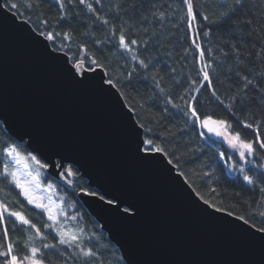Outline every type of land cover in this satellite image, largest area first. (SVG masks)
<instances>
[{
  "label": "snow or ice",
  "instance_id": "6c2138e0",
  "mask_svg": "<svg viewBox=\"0 0 264 264\" xmlns=\"http://www.w3.org/2000/svg\"><path fill=\"white\" fill-rule=\"evenodd\" d=\"M146 2L140 0L139 3L125 6L122 0H54L59 15L53 19L47 12L41 11L44 0H0V22L15 19V16L21 17L18 27L28 26L26 38L42 50L49 61L59 64L60 71L74 86L82 90L106 92L116 87L121 79L130 81L136 65L124 75L112 69L106 59L89 54L85 44H79L78 51L73 52L68 42L74 38L72 21L79 20V13L75 9L82 5L91 14L90 23L85 19V24L106 28L105 39L94 40L95 45L101 49L109 46L122 50V55L128 53L131 60L148 73L150 67L155 66L154 62L141 58L139 52L141 46L143 51H148L151 39L141 40L138 36L141 32H150V28L144 25L153 21L162 24L166 14L154 4L149 11L142 12ZM179 3L183 14L178 17L174 27L180 24L186 26L190 48L185 49V54L190 50L195 51L198 71L195 78H189L187 87L178 98L179 102H174V97L169 94L164 104L185 117V126L196 129L201 140L207 141L210 135L226 143L233 152L225 159V153L220 151L219 159L224 161L229 171L238 172L243 183L252 191L258 190L260 197L255 201V208L251 201H244L248 210L241 213L237 211V204L225 203L227 189L222 193L215 186H210V195L205 198L204 192L186 172L179 170V162L175 163L174 169L177 177L194 193V202H197L196 206L204 216L217 221L218 225L235 236L259 244L264 249V0H215L218 12L211 15L207 11H198L194 0H179ZM137 11H141L138 21L140 27L131 22V15ZM62 24L69 27L57 31ZM212 26H227L231 33V38L222 40L223 48L219 49L226 58H235L234 67L225 76V81L231 82H220L223 92L216 87L211 75L215 70L214 65L219 64L218 58L213 55L217 49L206 47L202 42L212 34ZM83 35L93 34L86 31ZM153 35L159 40L158 34ZM224 48L228 51L224 52ZM98 71L103 74L97 79ZM171 71L175 72V69ZM158 75V69L151 72L155 87L164 92L165 89L161 88L156 79ZM204 89L210 92L209 103L214 100L223 107L226 115L198 108L199 96ZM228 92L232 94L228 95ZM119 95L124 96L125 93L121 91ZM252 105L256 106V111L245 113V109ZM124 106L139 116L134 106ZM168 111L169 108L165 107L164 112ZM137 127L145 134L136 131ZM0 128L5 133L10 130L9 120L2 111ZM130 131L136 136V159L154 160L159 154L167 165H173L175 151H169L154 138L151 128H146L144 123L136 120ZM247 132L251 133V138H247ZM13 137L15 142H10L12 137L0 139V264H57V260L62 261V264H111V261L106 262L104 259V254L110 249L107 244L101 243L103 236L77 222L78 213L68 216L65 198L59 196L54 183L42 184V178L50 170L52 176L75 189L77 180H83L87 175V172L82 174L79 170L82 167L80 161L46 141L36 140L30 132H24L18 137L13 134ZM25 137L28 139L25 140ZM29 148L31 151L26 150ZM233 156L238 157V160L233 159ZM168 171H173V168ZM212 175L209 171L203 172L204 177ZM90 188L91 185L81 186L79 193L95 198L101 207H107L122 219L133 220L140 214L138 204L123 191L110 190L101 184H97L95 190ZM234 195L239 196L240 193ZM33 212L35 216L31 215ZM44 217L46 221L39 224L34 222ZM44 230H51L55 234L52 240ZM16 232L24 234L22 245L20 238L15 236ZM21 246L22 252L19 250ZM117 251L120 249L112 250L115 264H132L123 252L116 256Z\"/></svg>",
  "mask_w": 264,
  "mask_h": 264
},
{
  "label": "water",
  "instance_id": "95a60500",
  "mask_svg": "<svg viewBox=\"0 0 264 264\" xmlns=\"http://www.w3.org/2000/svg\"><path fill=\"white\" fill-rule=\"evenodd\" d=\"M20 24L19 16L0 22V111L9 120L8 133L18 137L30 132L67 152L80 161L81 173L87 172L90 189L101 184L138 204L140 214L124 220L78 192L132 264H264L259 244L235 236L200 212L174 164L167 165L159 154L154 160L136 159V136L130 129L137 119L117 87L106 92L77 88L59 64L26 38L28 26ZM102 74L98 71L97 79ZM136 131L144 135L138 127Z\"/></svg>",
  "mask_w": 264,
  "mask_h": 264
},
{
  "label": "trees",
  "instance_id": "16d2710c",
  "mask_svg": "<svg viewBox=\"0 0 264 264\" xmlns=\"http://www.w3.org/2000/svg\"><path fill=\"white\" fill-rule=\"evenodd\" d=\"M127 5L139 3L140 0H122ZM198 11H207L210 15L214 12H218L215 7V0H194ZM255 2V0H250ZM156 5L160 11L165 12V18L162 24H158L153 21L149 25L150 32L147 34L140 33L138 38L144 40L146 38L151 39V43L148 45V51H143V47L140 48V57L152 60L154 67H150L148 73L139 68L136 61L131 60L128 53L121 54L122 50L104 46L102 49L100 46L95 45L94 40L105 39L106 28L102 25H91L85 24L84 20L87 19L90 23L91 14L86 12V9L82 5L75 9V12L79 13V20L74 19L71 24V28L74 30L73 41L68 42L71 44L73 52L78 51L79 44L87 45L88 53L96 56L97 58L106 59V62L111 66L112 69L116 70L117 73L126 75L127 72L132 70L133 65H136V71L134 72L130 81L121 79L116 85L120 92H124L123 96L127 105H132L139 112V116L136 119L141 123H144L146 128H151L153 137L165 145L169 151H175L176 158L173 164L179 162L181 168L179 170L186 172L189 178L195 182V185L200 188L205 198L209 197L208 188L215 186L218 191L223 193L224 189H227V194L224 196L225 203L237 204V211L243 213L247 211V206L243 203L244 201H251L255 208V201L259 199V191H252L247 187L243 181L242 176L238 172H231L228 170L224 161L219 159L218 153L223 151L225 153V159L232 154L227 145L209 135L207 141L199 138L196 129L191 126H185V117L180 113L164 104V99L167 95L171 94L174 97V102H179V96L183 92L184 88L187 87L189 78H195L196 72L198 71V65L196 63V53L194 50L188 51L185 54V49L190 48V41L186 37V26L180 24L179 27H174L178 22V17L183 13L180 11L179 0H147L144 3L142 12L149 11L151 5ZM155 11L156 9H152ZM23 11V9H22ZM42 12H47L49 17L53 19L59 15V9L54 3V0H44ZM141 11H137L131 15V22L140 27L138 21L141 15ZM21 18V17H20ZM215 18L214 16L212 17ZM36 19V16H33ZM111 20V17L109 18ZM129 19V17H124ZM69 27L67 24H62L61 28L57 31H64ZM92 33L93 35L85 36V32ZM153 34L159 35V40H156ZM220 39H217V37ZM135 38V37H134ZM231 33L227 26L217 28L212 26V34L204 38L202 41L206 47H212L217 49L213 53L218 58V65H214L215 70L212 71L214 84L216 87L223 92L224 88L221 86V81H225V76L235 65V58H226L223 52L219 49L223 48L222 40L230 39ZM59 43V41H58ZM250 47V42H249ZM228 49L224 48V52ZM175 69V72L171 69ZM159 70V75L156 77L159 80L161 88L165 89L161 92L160 89L155 87L153 83V77L151 72ZM231 81H225L230 83ZM195 94V93H193ZM228 92V95H231ZM210 92L204 89L199 96L198 108H203L207 111H214L220 115H226L222 106H219L214 100L209 103ZM168 107V113L164 112V108ZM256 106L252 105L251 108L245 109V113L255 112ZM242 117L244 113L241 114ZM145 134V133H144ZM247 138H251V133H246ZM12 137L9 133H5L0 128V139H9ZM10 142H15L14 138L10 139ZM29 151L28 149H26ZM234 158V156H233ZM250 167V166H249ZM209 171L213 175L211 177H204L203 172ZM43 181L52 182L56 185V190L59 196L65 198V211L68 216L79 214L77 222L81 223L90 231H95L97 235H102L103 239L101 243L107 244L110 251L104 254L105 261H111V264H115L112 259V250L118 247L108 238L107 233L101 228L99 223L94 217L88 212L85 206L78 198V191L81 186L88 187L87 180H77L76 187L73 189L61 182L56 181L45 173ZM95 190V189H90ZM234 193H240L239 196H235ZM14 195V193H13ZM11 199V197L9 198ZM22 200V198H21ZM23 202V201H22ZM67 205H73V207H67ZM31 208V206H27ZM35 216V212L31 213ZM46 221V217L42 220L34 221L42 223ZM46 235H49V239L52 240L55 236L51 230H44ZM16 237L21 240V245L24 239L23 232H16ZM47 242V241H46ZM38 243H40L38 241ZM23 251L22 246L19 249ZM121 254L120 251L115 252L116 256ZM51 255V253H50ZM56 260V257L53 256ZM57 264H62V261L57 260Z\"/></svg>",
  "mask_w": 264,
  "mask_h": 264
},
{
  "label": "rangeland",
  "instance_id": "374dc122",
  "mask_svg": "<svg viewBox=\"0 0 264 264\" xmlns=\"http://www.w3.org/2000/svg\"><path fill=\"white\" fill-rule=\"evenodd\" d=\"M213 137H215V136H213ZM215 138H217V137H215ZM217 139H219V138H217ZM219 140H220V139H219ZM221 141H222V140H221ZM225 144H226V143H225ZM230 151L233 152V150H231V149H230ZM233 159H237V160H238V157L234 156ZM47 183H49V181L45 183V182L43 181V179H42V184L46 185ZM54 199H58V197H54Z\"/></svg>",
  "mask_w": 264,
  "mask_h": 264
}]
</instances>
